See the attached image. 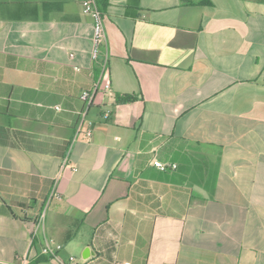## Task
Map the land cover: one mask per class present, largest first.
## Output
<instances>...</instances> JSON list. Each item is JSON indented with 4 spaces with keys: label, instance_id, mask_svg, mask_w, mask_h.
Here are the masks:
<instances>
[{
    "label": "crops",
    "instance_id": "1",
    "mask_svg": "<svg viewBox=\"0 0 264 264\" xmlns=\"http://www.w3.org/2000/svg\"><path fill=\"white\" fill-rule=\"evenodd\" d=\"M82 1L0 0V264H264V0H109L90 138Z\"/></svg>",
    "mask_w": 264,
    "mask_h": 264
},
{
    "label": "built area",
    "instance_id": "2",
    "mask_svg": "<svg viewBox=\"0 0 264 264\" xmlns=\"http://www.w3.org/2000/svg\"><path fill=\"white\" fill-rule=\"evenodd\" d=\"M83 12L92 18L93 28H94V42L92 49V57L94 61L99 63L100 74L97 79L94 80L91 89L83 90L80 97L85 104V108L80 113V119L77 125V135L81 134L85 125L88 127L85 130V134L90 138L93 134L94 122L88 118L89 111L94 105L96 100V95L100 89L109 93L111 91V54L108 45V33L105 27L104 13L98 0H83L82 1ZM60 109L59 106L56 107ZM104 118L110 117V111H106L103 114ZM67 160L64 161L62 169L67 166ZM155 165L162 170H166L167 167L164 163L160 161H155ZM173 168L177 165L173 164ZM45 211L37 218L33 223L31 242L33 243L37 235L44 228L45 224ZM63 245L58 243L52 238L43 237V243L41 246V255L48 257L49 259L58 261V264H80L78 258L74 255H70L67 259H63L60 255ZM28 255L23 257L20 264H27ZM124 264H130L126 262Z\"/></svg>",
    "mask_w": 264,
    "mask_h": 264
},
{
    "label": "trees",
    "instance_id": "3",
    "mask_svg": "<svg viewBox=\"0 0 264 264\" xmlns=\"http://www.w3.org/2000/svg\"><path fill=\"white\" fill-rule=\"evenodd\" d=\"M108 1L109 0H98L102 10H103V7H105V5L108 3ZM134 99H135V97L133 95H126V96H123V97H119L118 101L119 102H130V101H133Z\"/></svg>",
    "mask_w": 264,
    "mask_h": 264
}]
</instances>
